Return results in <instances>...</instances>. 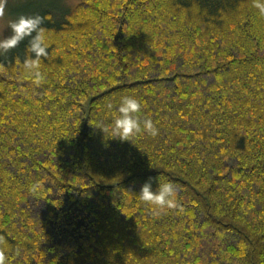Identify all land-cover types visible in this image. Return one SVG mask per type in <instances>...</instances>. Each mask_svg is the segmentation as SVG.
<instances>
[{"label":"trees","instance_id":"1","mask_svg":"<svg viewBox=\"0 0 264 264\" xmlns=\"http://www.w3.org/2000/svg\"><path fill=\"white\" fill-rule=\"evenodd\" d=\"M79 1L40 14L39 84L28 39L0 59L6 264H264V16L253 0ZM128 94L159 133L105 140ZM149 177L154 189L175 182V207L138 198Z\"/></svg>","mask_w":264,"mask_h":264},{"label":"clouds","instance_id":"2","mask_svg":"<svg viewBox=\"0 0 264 264\" xmlns=\"http://www.w3.org/2000/svg\"><path fill=\"white\" fill-rule=\"evenodd\" d=\"M253 6L258 10L261 16H264V0H253ZM4 4L0 2V12L3 11ZM43 25V17L39 14L21 13L15 18L9 20V35L0 36V52H8L21 44L28 38L27 50L34 54L32 58L25 61V68L33 72L35 82L39 84L42 79L39 68L40 57L47 55L46 29ZM111 107V105H109ZM141 110V101L134 94L123 95L115 108L112 116L110 135L105 139H114L119 141H130L129 138L147 132L152 136L159 133V129L153 124L151 119H145L142 122L136 115ZM158 181V178H156ZM138 198L145 203L154 206L157 209L172 208L176 206L177 188L175 182L168 180L166 182H157L153 188V177H149L136 192ZM6 249L0 246V264H6Z\"/></svg>","mask_w":264,"mask_h":264},{"label":"rangeland","instance_id":"3","mask_svg":"<svg viewBox=\"0 0 264 264\" xmlns=\"http://www.w3.org/2000/svg\"><path fill=\"white\" fill-rule=\"evenodd\" d=\"M0 2L4 4L3 11L0 12V36H4L10 34V29L8 28L9 20L15 18L21 13L40 15L43 11L48 9L49 11H51V13H53L54 16L59 18L61 17L62 14L65 13V11L77 6L80 1L79 0H0ZM27 39L28 38H26L25 40ZM18 46L8 52H0V59H4L10 56L14 51L17 50Z\"/></svg>","mask_w":264,"mask_h":264}]
</instances>
